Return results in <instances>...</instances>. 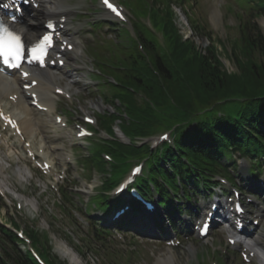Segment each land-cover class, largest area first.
<instances>
[{
  "label": "trees",
  "instance_id": "trees-1",
  "mask_svg": "<svg viewBox=\"0 0 264 264\" xmlns=\"http://www.w3.org/2000/svg\"><path fill=\"white\" fill-rule=\"evenodd\" d=\"M176 1L145 0L142 6L149 11L161 41L150 32L145 36L136 29V38L141 40L147 57L138 49L135 39L131 44L128 39L117 42L120 52L113 63L125 67H115L117 79L109 82L112 92L101 88L105 80L97 86L103 102L114 109L97 114L98 129L105 127L102 130L112 135L108 140L93 141L94 151L87 159V170L102 178L99 195L103 197V207L121 202L119 198L111 199L106 191L116 184L132 159H146L147 172L138 178L137 185L150 194L149 184L153 183L160 204L170 208L168 215H173L171 209L175 208L167 202L171 200L169 189L178 188L175 176L180 177L183 186L197 187L199 182L208 185L214 173L228 174L224 163L234 165L235 153L255 160L256 166L264 163V38L260 27L242 14L237 16L238 38L230 41L229 52L224 50L234 65V70L228 71L214 46L201 54L192 42L181 40L171 9V3ZM242 2L248 6V17L264 16V0ZM191 24L202 30L193 21ZM105 59L99 65L106 67ZM129 81L132 86L127 85ZM121 90L125 92H118ZM165 111L168 115L162 113ZM168 119L176 121V125L166 126L171 129L174 146L164 142L152 150L148 144L136 145L137 139L159 133L156 127ZM116 121L129 138L128 143L115 137ZM102 152L110 154L113 160L107 162ZM117 160L123 168L117 178H112L107 171ZM133 209L138 210V204H133ZM11 225L18 227L15 221ZM27 234L45 262L57 264L49 253L47 235L31 229ZM20 244L14 232L0 225V264H38Z\"/></svg>",
  "mask_w": 264,
  "mask_h": 264
},
{
  "label": "rangeland",
  "instance_id": "rangeland-1",
  "mask_svg": "<svg viewBox=\"0 0 264 264\" xmlns=\"http://www.w3.org/2000/svg\"><path fill=\"white\" fill-rule=\"evenodd\" d=\"M59 1L62 2V7H64L63 12L67 14L68 24L70 25L68 28L73 26L74 28L70 30L80 38L78 41L80 53L76 54L78 57L76 61L78 64L83 65V67L80 70H75L72 67L71 61H67V66L62 70H71L73 73L74 82L71 88L75 91L74 99L68 102L59 98L54 112L51 114L41 113L40 120L44 125L41 127V131L37 132V136L46 138L48 142V156L46 158L55 156L57 158V167L60 166V162H64V156L67 151L73 150L75 159L73 164L68 166V176H66L60 185L59 183L52 182L50 177L39 174L27 159H20L19 161L14 159V156L11 154H4L3 147L0 146V166L5 157L8 156V162L10 163V167L7 169L1 170L0 168L1 188L2 190L10 189L11 192L16 193L18 196L14 199L9 194L0 195V220H2V223L9 226L11 221H15L19 229H22L26 236H28V229L37 231L38 234L41 233L40 235L46 234L48 237L47 245L49 253L57 261V264H155L157 260L169 259V257L171 259L174 258V264H211V261L217 264H262L260 255L262 256L264 252L260 249L255 250L258 254L259 252H262V254H259V256L256 254L254 258H251L249 263L243 262L240 255L234 252L224 253L226 257L223 259V253H220L219 250L226 249L225 235L227 234V229H214L206 238L198 239L195 234L187 231L190 217L186 223L181 222L178 225L179 228L181 225V229L184 231L176 234L180 240L179 244L174 247L166 245V241L164 240L168 234L174 233L171 228L168 227L163 231L160 230L157 224L152 223L151 219L145 217L142 213H133L130 216L134 227L130 226L128 228L130 230L129 233L122 232L119 237L116 234H113L111 237L109 233L100 232V224H105L99 217L92 218L91 214L102 208L101 201L103 197L97 194L102 178L94 171H87L89 164L87 161L84 162V159L88 157V152L91 155L93 154L95 145L89 147L90 143L87 139L76 140L73 137L74 128L72 124H69L66 128L57 127L53 122V115L55 113L61 114L59 112H61L63 107H66L64 110L68 108L77 110V113L72 112V116H80L82 113L96 116L98 112L102 113L105 110L112 111L113 107L110 104H105L98 94L100 90H96L98 82H95L93 75L96 73L95 66L102 72L100 77L101 83L105 80L101 88L112 92L110 83H114L117 79L114 72L115 67H125L119 64L114 65L113 63L114 57L120 52L118 44L124 39H128L130 44L133 43L134 35L131 32L132 29L128 27L121 29L116 37L115 31H112V39L104 36L106 34H103L102 31H105V26L98 28L95 26L88 29L87 24H91L96 17L107 18L99 5H97L96 0ZM119 1L133 18L131 23L137 30L143 32L145 36H148L149 32L154 34L158 31L156 26H151L148 11L142 6L143 4L145 5V0ZM183 5L189 21H193L194 24L199 25L202 30L198 29V31L208 33L216 47L222 50L220 52L221 61L228 71H233L234 65L231 59L227 58L228 56L226 52L224 53V50L226 49L229 52L230 41L238 38V15L242 13L243 17H247L249 20L257 23L264 38V16L248 17V6L245 9L242 0H184ZM182 15L185 18L183 13ZM184 20L186 21V19ZM87 31L93 32L94 38L96 37L98 42L106 38L103 40V43L106 45L107 51L102 50L101 52L103 56H107L106 59L100 58L98 55L100 46L86 45L83 48V44L92 43ZM96 35H100L101 38ZM158 39L161 41L159 34ZM117 42L119 43L117 44ZM154 42L156 43V41ZM159 48L163 51L162 46L159 45ZM84 49L86 54L84 53ZM104 59L106 67L99 65ZM93 60L96 62L95 64ZM84 63H87V69ZM64 80L66 79L64 78ZM127 85L132 86V82H127ZM118 92L124 93L125 90ZM162 113L168 115L169 112L165 111ZM68 118L70 120L69 123L73 119H77V117ZM173 124L176 125V121L168 119L161 122L155 131H169L171 129L166 126ZM102 129H105V127H102ZM113 130H115L118 137L125 140L115 126H113ZM158 134L153 135L146 141L152 142ZM96 137H102L100 131L97 132ZM108 138L110 137L108 136ZM45 153L43 151V154ZM235 160L238 162L242 159L235 157ZM250 165L249 161H243L234 170L236 175L234 176V181L237 184L243 185L247 181L251 182L247 172ZM27 166L30 167V170H27ZM130 167L131 164L128 168ZM122 168L123 164L117 160V163L107 173L112 178H117ZM19 171L24 173L25 176L23 174L20 175L25 180L22 181L18 178ZM255 174L254 178L257 186L250 183L247 189H245V191L251 190L254 192H257L258 189L260 193V196L249 206L252 211L251 213H254L257 203L264 205V185L260 183V181H264V167L262 172L256 171ZM47 182L48 184H55L58 190L53 191L50 189L46 185ZM109 193H111V190L108 191ZM191 196L194 199L200 198L199 203L196 205L199 208H203L208 203L209 198H212L211 194L201 195L195 191L191 193ZM70 198L73 200V203H71ZM16 202L21 204V208H16ZM95 214L100 215L99 212ZM94 224L97 226H94ZM255 228L254 236L258 233L261 234L260 241L264 246V211L262 212L259 226ZM93 239L95 241H92ZM20 248H23V246L20 245ZM64 250L67 252L65 253ZM36 252L38 253L37 250Z\"/></svg>",
  "mask_w": 264,
  "mask_h": 264
},
{
  "label": "bare ground",
  "instance_id": "bare-ground-1",
  "mask_svg": "<svg viewBox=\"0 0 264 264\" xmlns=\"http://www.w3.org/2000/svg\"><path fill=\"white\" fill-rule=\"evenodd\" d=\"M39 6L41 7L40 8L41 17L47 19L61 14L62 9H64V7H62V2L59 0H40ZM41 28H42L41 22L38 19L34 17H30L28 15H26V17L22 20V23L19 26V30L23 33L24 38L27 41L34 40L36 38L37 33L41 31ZM11 73H15L14 70H12ZM48 74H52V73L47 71H43V72L38 71V74L35 76V79L37 80V84L32 88V90L38 93V96L40 98V103L46 107V112L50 113L54 109L55 106L54 100L56 99L57 96L52 95V92L50 91L51 86L49 83H47L46 80L49 81V79H51L53 76ZM46 75L48 79L45 77ZM16 82H17V77L7 78L4 75L0 74V106L3 109H5L10 116L16 119L17 128H19L20 130H22L24 127L27 128L28 133L30 132L32 133L35 130L37 132H40L41 127L44 125L40 120L42 111H37L26 100H24L23 96L20 94L21 86L19 87V89H17ZM13 93L17 95V98L16 100H14V102L13 101H9V103L2 102L4 97L13 95ZM25 141L29 142L27 140ZM29 145H30L29 148L32 151V153L34 151L35 152L38 151V149L41 148L42 153L41 155H39L40 161H45L46 163L51 164L50 160L53 161V157L51 156L50 158L49 156V158H46L48 156L47 154L48 151L43 149V146L41 144H37L36 149H35V145H33L32 142H29ZM43 151H45L46 153L43 154ZM0 168L2 170V164ZM18 174H19L18 177L20 179L24 178L22 175H20V174L24 175V173H21L19 171ZM0 188H1V183H0ZM261 237L262 235L259 233L255 235V237H253L252 240L253 247L264 250V246L260 241ZM66 252L67 251H65V253ZM173 259L174 258L171 259V257H169V259L165 258V259L157 260L155 264H174ZM262 259L264 260V255Z\"/></svg>",
  "mask_w": 264,
  "mask_h": 264
},
{
  "label": "snow or ice",
  "instance_id": "snow-or-ice-1",
  "mask_svg": "<svg viewBox=\"0 0 264 264\" xmlns=\"http://www.w3.org/2000/svg\"><path fill=\"white\" fill-rule=\"evenodd\" d=\"M103 4L117 16L120 15L118 8L110 3V0H103ZM48 27L51 28L52 25L49 24ZM52 42L51 35L43 36L41 42L32 49L33 58L42 61L43 56L47 54L46 49L52 46ZM23 56L24 50L19 42V37L12 35L7 29L0 28V59L7 64L10 61L21 59Z\"/></svg>",
  "mask_w": 264,
  "mask_h": 264
}]
</instances>
